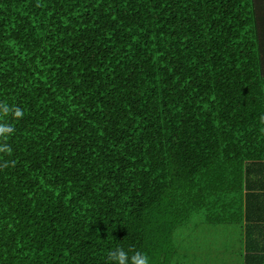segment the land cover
<instances>
[{
  "label": "trees",
  "instance_id": "trees-1",
  "mask_svg": "<svg viewBox=\"0 0 264 264\" xmlns=\"http://www.w3.org/2000/svg\"><path fill=\"white\" fill-rule=\"evenodd\" d=\"M0 101V264H197L264 159V0H0Z\"/></svg>",
  "mask_w": 264,
  "mask_h": 264
},
{
  "label": "crops",
  "instance_id": "crops-1",
  "mask_svg": "<svg viewBox=\"0 0 264 264\" xmlns=\"http://www.w3.org/2000/svg\"><path fill=\"white\" fill-rule=\"evenodd\" d=\"M255 166H250L246 172H244L240 177L243 192V223L240 222L236 226H231L229 232L224 237V242L228 241V249L226 253L232 254V249L230 248L233 241L238 243V251L246 244V232L248 231V226L250 225H261V228H256L254 235L251 236L252 247H262L264 246V159L256 161ZM234 179L232 182L235 184ZM246 194V198H245ZM246 200V202H245ZM249 215V219L247 216ZM261 218H258V217ZM236 236V238L233 237ZM237 251L236 254H239ZM238 260V264L241 262ZM243 262V261H242Z\"/></svg>",
  "mask_w": 264,
  "mask_h": 264
},
{
  "label": "clouds",
  "instance_id": "clouds-1",
  "mask_svg": "<svg viewBox=\"0 0 264 264\" xmlns=\"http://www.w3.org/2000/svg\"><path fill=\"white\" fill-rule=\"evenodd\" d=\"M24 117V110L19 106H11L4 101H0V154L11 155L12 147L8 143L9 138L14 134L15 128L8 120H20ZM15 161H4L0 164V170L14 166ZM111 264H149V257L139 251L126 252L123 248L117 247L107 254Z\"/></svg>",
  "mask_w": 264,
  "mask_h": 264
},
{
  "label": "rangeland",
  "instance_id": "rangeland-1",
  "mask_svg": "<svg viewBox=\"0 0 264 264\" xmlns=\"http://www.w3.org/2000/svg\"><path fill=\"white\" fill-rule=\"evenodd\" d=\"M227 234V231H224L222 233V230L219 231V235H221V237H217L214 235H206V239L207 240H203V236L205 237V235L203 234V236L199 239H194V244H196L199 248H200V259H198L196 261L197 264H200L201 258L203 257V254L201 252L204 253V255H206L208 252L209 253H214V254H218L219 258H222V261L218 263H223V262H227V264H238V260L240 259V256L237 255V251H238V243H236V241H233L232 245L230 248L232 249V254H228L226 253V249H228V241L226 243L224 242V237ZM217 237V238H215ZM234 238H236V236L233 235ZM187 247H189L188 245H186Z\"/></svg>",
  "mask_w": 264,
  "mask_h": 264
}]
</instances>
